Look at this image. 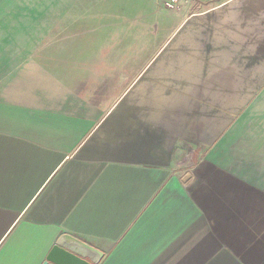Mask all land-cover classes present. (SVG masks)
<instances>
[{
    "label": "crops",
    "instance_id": "0c3cea01",
    "mask_svg": "<svg viewBox=\"0 0 264 264\" xmlns=\"http://www.w3.org/2000/svg\"><path fill=\"white\" fill-rule=\"evenodd\" d=\"M148 1L87 0L119 9L74 20L119 43L82 51L102 61L54 102L0 98V264H42L63 234L98 264H264V0ZM143 84L230 106L176 129L130 99Z\"/></svg>",
    "mask_w": 264,
    "mask_h": 264
},
{
    "label": "rangeland",
    "instance_id": "374dc122",
    "mask_svg": "<svg viewBox=\"0 0 264 264\" xmlns=\"http://www.w3.org/2000/svg\"><path fill=\"white\" fill-rule=\"evenodd\" d=\"M65 2L0 0L1 99L15 104H48L47 100L54 102L56 96H61L62 88L77 87L76 80L71 77L75 73L74 68L80 67L82 62L102 61V54H86L82 51L91 46L98 48L119 43V39L109 37V31L114 26L119 27L118 23L74 20L77 17L83 18L77 14H92L96 11L108 13L119 9L117 6L95 7L88 5L87 0H80L82 4L70 8L65 6ZM135 8L133 6L132 10ZM164 9L166 13L172 14L179 7L176 11ZM140 10L151 13L146 9ZM61 17L64 20L59 21ZM112 56L110 60H114ZM146 56L143 54L138 57ZM76 71L77 74L81 72L80 69ZM130 99L159 111V115L174 123L176 129L191 123L188 124L191 131L214 125L213 119L198 117L205 114L201 109H211L215 105L227 109L230 106V103L178 100L182 99L178 95L166 97L161 87L148 84L136 87ZM257 108L263 111L264 103Z\"/></svg>",
    "mask_w": 264,
    "mask_h": 264
},
{
    "label": "water",
    "instance_id": "95a60500",
    "mask_svg": "<svg viewBox=\"0 0 264 264\" xmlns=\"http://www.w3.org/2000/svg\"><path fill=\"white\" fill-rule=\"evenodd\" d=\"M102 256L97 249L63 234L48 249L42 264H98Z\"/></svg>",
    "mask_w": 264,
    "mask_h": 264
},
{
    "label": "built area",
    "instance_id": "2783aa9c",
    "mask_svg": "<svg viewBox=\"0 0 264 264\" xmlns=\"http://www.w3.org/2000/svg\"><path fill=\"white\" fill-rule=\"evenodd\" d=\"M163 7L170 11H176L178 9V1L177 0H166L163 3Z\"/></svg>",
    "mask_w": 264,
    "mask_h": 264
}]
</instances>
